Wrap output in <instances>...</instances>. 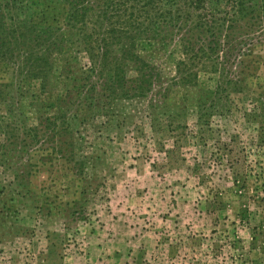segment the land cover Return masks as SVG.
<instances>
[{
	"label": "rangeland",
	"instance_id": "1",
	"mask_svg": "<svg viewBox=\"0 0 264 264\" xmlns=\"http://www.w3.org/2000/svg\"><path fill=\"white\" fill-rule=\"evenodd\" d=\"M259 12L193 83L178 40L139 45L143 95L132 65L102 86L83 52L56 54L47 92L0 64V264H264Z\"/></svg>",
	"mask_w": 264,
	"mask_h": 264
},
{
	"label": "trees",
	"instance_id": "2",
	"mask_svg": "<svg viewBox=\"0 0 264 264\" xmlns=\"http://www.w3.org/2000/svg\"><path fill=\"white\" fill-rule=\"evenodd\" d=\"M259 10L264 0H0V64L11 66L20 80L38 81L47 92L57 76L56 54L65 70L72 55L83 52L102 86H122L132 65L140 73L136 95H143L155 76L137 54L139 45L143 50L153 41L178 40L183 54L176 64L178 77L193 83L199 66L220 64L213 54L225 50L223 32L240 19L255 18ZM11 85L0 83V101H12Z\"/></svg>",
	"mask_w": 264,
	"mask_h": 264
}]
</instances>
